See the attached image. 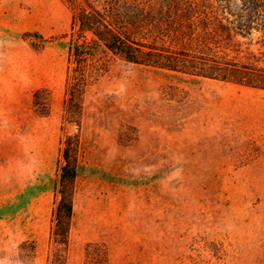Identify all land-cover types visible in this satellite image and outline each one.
<instances>
[{"label": "rangeland", "instance_id": "374dc122", "mask_svg": "<svg viewBox=\"0 0 264 264\" xmlns=\"http://www.w3.org/2000/svg\"><path fill=\"white\" fill-rule=\"evenodd\" d=\"M143 1L172 6L156 45L175 70L117 61L79 127L63 121L71 11L0 0V264H51L77 133L67 264H264V0Z\"/></svg>", "mask_w": 264, "mask_h": 264}, {"label": "trees", "instance_id": "16d2710c", "mask_svg": "<svg viewBox=\"0 0 264 264\" xmlns=\"http://www.w3.org/2000/svg\"><path fill=\"white\" fill-rule=\"evenodd\" d=\"M72 14L68 39V69L63 121L81 127L88 89L104 77L117 61L145 67L175 70L157 47L164 40L158 33L164 14L171 13L170 3L151 10L143 0H62ZM248 8V5L245 4ZM249 9V8H248ZM183 9L177 8L176 12ZM170 18V16H167ZM45 42L43 37H39ZM41 93L34 95V107L47 116ZM43 106L44 109H40ZM44 110V111H43ZM82 139L80 133L65 135L62 161L55 185L58 200L53 210L51 239L55 251L51 264H67L66 252L74 218L75 193L80 166ZM62 249L64 253L62 254ZM105 250V249H104ZM98 264H109L107 251Z\"/></svg>", "mask_w": 264, "mask_h": 264}]
</instances>
